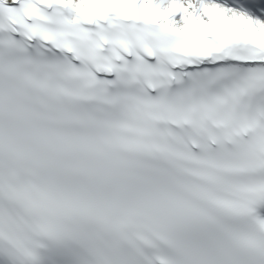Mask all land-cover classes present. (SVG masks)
Here are the masks:
<instances>
[{
    "label": "snow or ice",
    "instance_id": "snow-or-ice-1",
    "mask_svg": "<svg viewBox=\"0 0 264 264\" xmlns=\"http://www.w3.org/2000/svg\"><path fill=\"white\" fill-rule=\"evenodd\" d=\"M0 264H264V0H0Z\"/></svg>",
    "mask_w": 264,
    "mask_h": 264
}]
</instances>
